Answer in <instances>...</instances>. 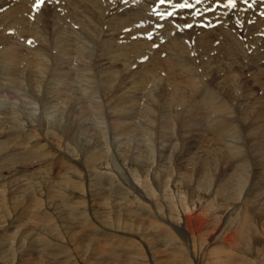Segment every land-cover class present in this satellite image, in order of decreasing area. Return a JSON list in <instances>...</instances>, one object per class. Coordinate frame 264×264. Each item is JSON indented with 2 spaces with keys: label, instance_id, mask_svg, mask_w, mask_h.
<instances>
[{
  "label": "bare ground",
  "instance_id": "6f19581e",
  "mask_svg": "<svg viewBox=\"0 0 264 264\" xmlns=\"http://www.w3.org/2000/svg\"><path fill=\"white\" fill-rule=\"evenodd\" d=\"M227 1L46 0L36 10V0H0V114L5 113L6 125L13 123L6 148L23 147L7 159L23 173L15 175L8 167L2 174L0 157V183L34 171L28 170L33 162L20 159L25 155L42 157L39 166L55 162L58 153L50 139L61 140L57 147L74 152L72 159L59 153L64 172L51 200H34L31 218L40 235L32 237L29 228L20 226L22 231H13L17 236L5 242L8 252L24 251L22 246L31 240L35 264H82L58 240L65 242V232L73 227L61 216L53 218L63 206L66 218L72 214V220H79L78 239H73L85 246L88 262L109 264L111 260L100 256L112 254L127 257L121 264H175L181 256L187 264L264 263V199H256L264 193L258 183L264 180V125L242 132L243 123L233 115L234 97H228V89L219 92L221 85L230 84L217 81L235 75L231 66H237L241 51H248L260 35L253 32L244 47L233 39L238 51L229 52L232 60L216 75L201 46H214L208 37L216 29L228 33V26L211 18L201 27L194 17L199 12L211 17L216 10L209 3ZM248 1V8L263 2ZM188 3L187 11L177 7ZM123 62L127 65L122 68ZM242 113L248 115V110ZM243 120L246 116L240 115ZM102 163L116 172H100ZM89 182L93 192L104 195L91 196ZM30 183L17 185V204L26 201ZM67 189H76L79 201L72 203ZM112 193L117 196L111 200ZM141 193L149 199L143 201ZM7 197L0 193V236L14 211ZM97 204L100 215L94 211L99 208L91 210ZM79 205L82 210L74 208ZM40 206L48 207L43 211L47 216L38 213ZM245 211L252 220L240 219ZM93 217L97 222H89ZM214 239L222 245L208 247ZM144 256L150 262H141Z\"/></svg>",
  "mask_w": 264,
  "mask_h": 264
},
{
  "label": "rangeland",
  "instance_id": "374dc122",
  "mask_svg": "<svg viewBox=\"0 0 264 264\" xmlns=\"http://www.w3.org/2000/svg\"><path fill=\"white\" fill-rule=\"evenodd\" d=\"M240 1H241V3H235L234 5H230L228 1L224 2L222 4H220L219 2L217 4L216 3H209L210 6H215V10H216L214 13H211V17L205 16V15L203 16V14H200V12L198 13V15H196L194 17L196 18V20H211V18H214V20H223V21H225L226 26H228V28H227L228 33H226V31L224 29H222V30L216 29V30H214V32L211 33L213 35V38L208 37L210 42L213 41L212 44L214 46H211V45L206 46L207 44L204 46H201L202 50L205 53L202 56L205 57V55H206L204 60L205 59L208 60L210 67L214 68V71H216V75L220 74L219 68L224 67L226 64V61L232 60L229 52H231V54L233 55V53L235 51H238V49L236 48L237 44L233 43V41H234L233 39H238L241 42V44H238L239 47H241V46L244 47V44L246 46L248 45L249 40H243L242 37L235 35V33L238 30V28H237L238 20H247L249 18L251 20H253L254 17H257V16L260 17V19L253 20L252 21L253 24H251L256 30L251 29V27L249 25V26H247V32L242 33V35H245V36L248 34L246 37L251 35L253 32H254V34L256 33L258 36L260 35V40L256 43V47L250 52L245 51V50L241 51V54L237 58V62H236L237 66H234V65L231 66V67L236 68L235 75L232 74V73H234V71H231V72H229V74H232V75L221 77V78L217 79V81L223 80V81H227V83L230 84L229 86L225 85V84L221 85L219 88V92L227 93L225 90L228 89V92H229L228 97H231V96L234 97V101L237 103V107L235 108L233 115L238 116L239 124L243 123L241 125L244 128L241 131L242 132H248V129H250L251 127H254L255 125L259 126V128L262 127V125H264V61H261L262 59H264V51H260L259 50L260 45H258V43H263V39H262L263 35L261 34V32L263 30L261 29V26L264 24V8L261 7L263 2H261L260 4L256 3L255 7H253V8H248L250 1H248V0H240ZM262 1H264V0H262ZM62 2H63V0H62ZM223 5L225 7H223ZM249 9H251V10H249ZM173 16H176V15H173ZM259 26H260V28H258ZM229 34H232L233 37ZM27 36H28V34H27ZM188 37L191 38V33L188 34ZM249 38H250V36H249ZM223 39H226L224 41V43L220 44V46H217V45H219V43H217V41L223 40ZM11 41H12V39H7L6 42L8 43ZM27 41L29 43L28 39H27ZM209 47L211 48V50H209V51H211V53H207L208 51H206V50H208ZM124 64L127 65L126 63L123 62L120 66L123 68V66H125ZM254 75H256L258 77L257 80L253 79ZM242 84H244V86H242ZM246 91H252V93L249 95H246ZM239 98H240V101L242 102L241 105H239V103H238ZM140 108H141V106H140ZM245 109L248 110V115L245 113H242ZM4 114L5 113L0 114V136L2 134H6V136H4V137L7 138V139H2L3 137H0V147H1L0 148V157H1V159H3L1 161V163L4 167V171L2 174H7V172L9 170H7V169L5 170V168L11 167L13 174L17 175V174L23 173V172L18 173V168L16 167V165H13L12 163L7 164V159L11 155H17L19 153V150H21V149L23 150V147L16 146L12 149L9 146L6 148L7 143H10V140H11L8 138L13 135L9 131V130H11L10 125H12L13 123H8L6 125L7 121L5 120ZM213 114L217 115V113H213ZM240 115L246 116V120L239 121ZM9 116L11 117V115H9ZM138 119L139 118H137V120ZM191 124H193V123H191ZM5 126H6V128H5ZM24 127L26 129L28 128V126H24ZM187 128H189V127H186V129ZM179 135H181V134H179ZM181 136H184V135L182 134ZM262 138L264 140V136H262ZM50 140H52L51 144H52V142L54 143V145L53 144L51 145L52 149L55 148V150H57V153H58V156L56 155V153H55V157L53 156V160H55V162H53V163L48 162L45 164H41V166H39L40 162L43 160L42 157L30 159V158H28L29 157L28 155H25L23 158H20V159L24 160L23 161L24 164H26V162H30V161L33 162L32 166H28V168H30V169L26 168L25 170L34 169V171H31V173L27 177H22L21 179H19L18 177H15L13 179L5 178L0 183V184L3 183L0 187V193L6 192V195L8 196L7 197L8 203L12 206V208L14 210L10 215V220L8 222L4 223V229H3L2 235L0 236V260L5 264H35L38 262V259L35 256L36 254H34V252H36V251H33L31 249L32 247L35 248V245H34L35 242H33L34 243L33 244L30 240V242H28L29 244H27V246H25V245L22 246L23 248H25V247L26 248L24 249V251H21V252L19 251L18 248H15L14 250L8 252L5 249V247H6L5 242L8 241L9 238L13 237V235H14V233H12L13 231H15V230L22 231L21 228H23V229L29 228L30 230L37 231V232H32L29 229L27 230L28 233H31L32 237H34L37 234L40 235V232L38 231L40 229V227L37 226V224H35L36 221L31 218L33 216L34 205L36 204V202L34 200H35L36 196H37V198L42 199L44 204H47L51 200V196L54 194V190L56 189V186H55L56 182L59 181V177L64 172L62 165H60L61 162H63L62 161L63 158L60 157V155H62V154H59V153L64 152V154L69 155L70 159L73 158V153H74V152H69V150H66L63 147H57V146H59L58 145L59 143L60 144L62 143L61 140H58L57 138L56 139L53 138ZM67 146H69V144H67ZM1 149H2V151H1ZM32 149H33L32 147L31 148L28 147L26 150L30 151ZM11 150H12V152L9 153V151H11ZM262 154L264 155V150L262 151ZM45 159H50V158L47 157ZM97 163H100V162L97 161ZM98 168H99L100 172L105 173L106 175H109L110 173L115 171V168L112 165H107L106 163H102V165L98 164ZM44 180H46L45 183H43ZM25 181H31V183H30L31 184V191H30V193H28L25 202H23L21 204H17L14 200V198H16L14 192L16 191L17 185L20 183L23 184V182H25ZM262 181H264V180H259L258 183H261V186L264 190V182H262ZM88 184L90 185V187H88V189L89 188H93V189L95 188L92 186L91 182H89ZM125 185H127V184H125ZM70 187H72V185H70ZM93 189H91V190L89 189V190L92 192L96 191L95 189L94 190ZM75 190H68V192H69L68 198L72 200V203H75L77 201V199L79 201V196H77L79 192H76ZM257 190H259V189H257ZM33 192L36 193V194H34L35 196L34 195L32 196ZM70 192H71V194H70ZM95 193L96 192H93V195H91V196L99 197L101 195V197H102L104 195L102 193L99 194L100 193L99 191L97 192L99 194V196L97 193H96L97 195H95ZM114 194L115 193H112L109 196L111 200L115 199L114 197L117 196V195L114 196ZM262 195L264 196V193L261 192V197L256 198L257 201H259V199H264V197H262ZM139 196H140V198H142L143 201H146V198L148 197V195H146V197H145L143 195V193H141V195L139 194ZM177 198L179 199V197H177ZM147 199H149V197ZM150 200L153 202L154 197H150ZM251 203H253V201H251V202L248 201L246 204H247V206H251L252 205ZM37 204H39V203H37ZM59 205L60 204L58 203V206ZM78 207L79 208H77V206H75L74 208L79 209V210H82L81 208H83L82 205H79ZM92 208L93 209L99 208V210L94 209V211L99 212V215L101 214L99 204H97L96 206L92 205L91 210H92ZM47 210H48V207H45L43 209V206H40L38 209V213L47 216V214L45 213V212H47ZM65 210L66 209L63 206L58 207V209L55 211V213H57V214L54 213L55 215L53 217L56 220H58L59 218L62 217V219H64L69 225L73 226V227L69 226V231H67V232H65V230L63 229L64 232L67 234V236L64 238L66 240L65 242L62 241V239H58L60 242V245L67 247L66 252L69 251V253H71L70 255L73 256V259L77 260L76 261L77 263H78V261L79 262L81 261L82 264H93L91 262L95 261V264H97V262H98L97 260H92L91 262L90 261L88 262L89 255L82 253L83 247H85V246L83 244H80V242H78L79 240H76V239H78L77 233H76V231H77L76 223H78L79 220L78 219L72 220L71 219L72 214H69V219L66 218L65 217L66 213L63 214L64 212H67V210L66 211ZM43 211H45V212H43ZM145 212H146V210H145ZM243 213H241L239 215V217L242 221L244 220L246 222V221H249L250 219L252 220V214H248L250 212L245 211ZM89 222L94 223L97 221L93 217L89 220ZM7 223H11L9 225V227H6ZM96 225H97V223H96ZM20 226H21V228H19ZM92 226L93 225H91V227ZM58 228H59V230H61L60 227H58ZM149 233H150V231H149ZM239 233H240V231L236 230L235 235H236V239H238L239 242H241V238H240ZM17 234H18V232H17ZM17 234L14 236H17ZM41 234L44 235V233H41ZM31 235H29V236L31 237ZM84 235H86V233L82 232L81 236L83 237ZM6 237H7V239H6ZM42 237L46 238V236H42ZM47 237L52 238L51 233H50V236H47ZM79 237H80V234H79ZM73 238H76V239H73ZM213 241L214 242L211 243V245H208V247L222 245L221 242H219L218 240L216 241V239H214ZM178 242H176L175 244L178 246H181V243L180 242L178 243ZM42 243H43V241L37 242V244H41V245H42ZM93 243H95V242H93ZM93 243H91V245H93ZM134 247L136 248V245ZM131 248L133 249V247H131ZM238 253L240 255H243V256H245V255L247 257L249 256L248 253H245L243 250H240V252H238ZM45 256H46L45 257V259H46L47 253H45ZM145 256L143 259L141 258V260H142L141 262H143V263L144 262H146V263L150 262L149 258H147ZM104 257H106V258H104ZM100 258H103L104 260L101 259L103 261H106L105 259L111 260V263H109V264H117L120 262L119 260H121V259H122L121 260L122 262H120L119 264L127 261V257H125V256H124V259L123 258L119 259L116 256L114 257V255H112V254L111 255L103 254V256L102 255L100 256ZM180 258L181 259H176L175 264H179L178 262L180 260H181V262L183 260H185L184 258H182V256ZM114 260H115V262H112ZM117 260H118V262H117ZM207 262H210V260L207 259ZM49 264H54V263L51 262ZM181 264H187V263L182 262ZM208 264H210V263H208ZM221 264H237V263L224 261ZM262 264H264V263H262Z\"/></svg>",
  "mask_w": 264,
  "mask_h": 264
},
{
  "label": "snow or ice",
  "instance_id": "6c2138e0",
  "mask_svg": "<svg viewBox=\"0 0 264 264\" xmlns=\"http://www.w3.org/2000/svg\"><path fill=\"white\" fill-rule=\"evenodd\" d=\"M46 2V0H36L35 4L33 5V8H35L36 10H39L43 4ZM229 4H235L236 0H228ZM184 6H188L191 7V5H177V7H184ZM151 35V33H149V36Z\"/></svg>",
  "mask_w": 264,
  "mask_h": 264
}]
</instances>
